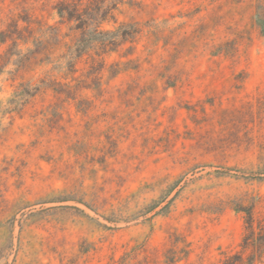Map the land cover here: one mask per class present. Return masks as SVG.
<instances>
[{
	"label": "rangeland",
	"instance_id": "1",
	"mask_svg": "<svg viewBox=\"0 0 264 264\" xmlns=\"http://www.w3.org/2000/svg\"><path fill=\"white\" fill-rule=\"evenodd\" d=\"M59 1L0 0V264H221L264 222V0Z\"/></svg>",
	"mask_w": 264,
	"mask_h": 264
},
{
	"label": "trees",
	"instance_id": "2",
	"mask_svg": "<svg viewBox=\"0 0 264 264\" xmlns=\"http://www.w3.org/2000/svg\"><path fill=\"white\" fill-rule=\"evenodd\" d=\"M93 2L94 4H92ZM93 2L89 1L90 5L88 6L87 4H83L81 0L77 3L62 0L56 4L55 9L57 15L62 20H77L83 23L86 20H104L112 7L106 6L102 8L100 1ZM99 12H103L104 16ZM98 33L99 37L96 40L104 43L107 34H111L112 32ZM241 211L244 213V233L239 243V249L233 252H222L221 264H256L264 256V222L255 217L251 208H242Z\"/></svg>",
	"mask_w": 264,
	"mask_h": 264
}]
</instances>
